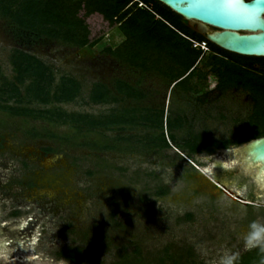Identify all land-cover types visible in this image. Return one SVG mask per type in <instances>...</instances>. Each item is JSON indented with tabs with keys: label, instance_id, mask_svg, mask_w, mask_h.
I'll use <instances>...</instances> for the list:
<instances>
[{
	"label": "rangeland",
	"instance_id": "rangeland-1",
	"mask_svg": "<svg viewBox=\"0 0 264 264\" xmlns=\"http://www.w3.org/2000/svg\"><path fill=\"white\" fill-rule=\"evenodd\" d=\"M85 23L93 43L77 47L24 34L0 16V84L12 78L9 54L19 48L52 68L54 84L69 76L80 86L71 101H34L30 105L35 108L105 114L113 106L163 107L164 116L181 114V126L173 130L175 140L167 139L169 146L149 149L139 140L145 132L141 126L98 128L84 135L69 123L0 108V231L18 242L10 244L9 260L111 264L137 247L145 264H156L161 256L166 262L216 264L226 253L247 251L243 237L250 223H264L259 189L252 176L242 173L235 151L242 143L233 142L248 124V93L216 87L209 46L202 50L188 89L171 91L163 74L141 73L106 50L125 39L118 25L97 13L87 15ZM115 78L138 82L143 96L118 104L89 100L93 83L111 84ZM193 135L200 137L198 150L184 143ZM106 136L122 138L114 139L112 149L81 143L87 139L100 146ZM222 141L228 142L226 148L217 145ZM227 161L235 163L222 166ZM68 245L79 249L76 262L57 255Z\"/></svg>",
	"mask_w": 264,
	"mask_h": 264
},
{
	"label": "trees",
	"instance_id": "trees-1",
	"mask_svg": "<svg viewBox=\"0 0 264 264\" xmlns=\"http://www.w3.org/2000/svg\"><path fill=\"white\" fill-rule=\"evenodd\" d=\"M93 13L102 15L109 25H118L125 35L120 45L114 49L106 46V50L121 62L138 68L141 73L163 74L172 84L171 91L188 89L191 78L197 73L196 63L203 53L201 48L192 45V40L205 41L211 49L208 62L217 75L216 87L221 91L241 88L251 99L247 127L233 142L243 143L264 135V56L242 55L215 45L161 1L0 0V16L9 19L14 28L34 38L45 36L77 47L93 43L89 41L85 23V17ZM9 61L14 74L11 79L2 78L0 84V108L9 114L43 117L56 124L69 123L84 135L98 128L126 130L141 126L145 132L139 140L149 149L169 146L167 139L175 140L173 130L181 126V114L164 116L163 107L113 106L105 114L69 113L55 106L35 108L30 105L34 101L42 104L71 101L79 93L78 81L73 77L61 76L54 84L52 68L19 48L11 50ZM26 79H29L27 83ZM143 94L138 82L115 78L111 84L93 83L89 100L118 104L129 99L137 100ZM10 99L16 103L7 104L6 101ZM119 138L122 137L109 140L106 136V141L102 140L100 146L95 145L97 141L87 139L81 143L93 148L112 149L117 145L114 139ZM199 138V135H193L185 139L184 143L198 150ZM217 145L226 148L228 142L222 141ZM165 191L160 190L158 193ZM57 253L76 262L79 249L68 245ZM262 255L264 253L256 248L248 249L239 254L237 264H259ZM119 256L120 259L111 264H145L137 247L129 256L125 252ZM186 261L189 264H206ZM156 264L180 263L176 259L166 262V258L161 256Z\"/></svg>",
	"mask_w": 264,
	"mask_h": 264
},
{
	"label": "water",
	"instance_id": "water-1",
	"mask_svg": "<svg viewBox=\"0 0 264 264\" xmlns=\"http://www.w3.org/2000/svg\"><path fill=\"white\" fill-rule=\"evenodd\" d=\"M189 22L196 32L227 51L264 56V13L258 17L242 7L257 0H159ZM264 5V0H259ZM213 29H209V27ZM235 151L239 164L261 180L264 174V135L249 139ZM7 264H24L9 260Z\"/></svg>",
	"mask_w": 264,
	"mask_h": 264
},
{
	"label": "clouds",
	"instance_id": "clouds-1",
	"mask_svg": "<svg viewBox=\"0 0 264 264\" xmlns=\"http://www.w3.org/2000/svg\"><path fill=\"white\" fill-rule=\"evenodd\" d=\"M234 161L223 162L222 166L232 167ZM244 175L252 176L253 182L257 185L259 191L257 192L258 206L259 203H264V183L255 176L247 167L241 169ZM244 246L247 249H258L261 253H264V223L259 221H253L249 225V230L243 237ZM12 241L8 239H0V264H7L10 253V244ZM239 259V253H226L222 255L216 264H237ZM259 264H264V255L260 257Z\"/></svg>",
	"mask_w": 264,
	"mask_h": 264
},
{
	"label": "snow or ice",
	"instance_id": "snow-or-ice-1",
	"mask_svg": "<svg viewBox=\"0 0 264 264\" xmlns=\"http://www.w3.org/2000/svg\"><path fill=\"white\" fill-rule=\"evenodd\" d=\"M246 10H248L253 17H258L260 14L264 13V5L259 4V0H257L256 4H242Z\"/></svg>",
	"mask_w": 264,
	"mask_h": 264
},
{
	"label": "built area",
	"instance_id": "built-area-1",
	"mask_svg": "<svg viewBox=\"0 0 264 264\" xmlns=\"http://www.w3.org/2000/svg\"><path fill=\"white\" fill-rule=\"evenodd\" d=\"M139 4H141V3H139ZM192 45L195 46V47L201 48L203 51L208 48V46H207L205 41L198 42V41L192 40Z\"/></svg>",
	"mask_w": 264,
	"mask_h": 264
},
{
	"label": "flooded vegetation",
	"instance_id": "flooded-vegetation-1",
	"mask_svg": "<svg viewBox=\"0 0 264 264\" xmlns=\"http://www.w3.org/2000/svg\"><path fill=\"white\" fill-rule=\"evenodd\" d=\"M246 203H248V202H246ZM3 236H4V235H3ZM15 238H16V237L13 235V236H10L9 239H10V241L12 240V242H13L15 245L17 244L16 246H18V242L15 240ZM0 239H5L4 237H2V232H1V231H0ZM14 244H13V245H14Z\"/></svg>",
	"mask_w": 264,
	"mask_h": 264
},
{
	"label": "bare ground",
	"instance_id": "bare-ground-1",
	"mask_svg": "<svg viewBox=\"0 0 264 264\" xmlns=\"http://www.w3.org/2000/svg\"><path fill=\"white\" fill-rule=\"evenodd\" d=\"M259 177L261 178V182L264 183V174L259 173Z\"/></svg>",
	"mask_w": 264,
	"mask_h": 264
}]
</instances>
